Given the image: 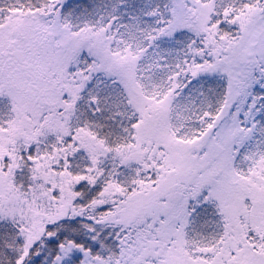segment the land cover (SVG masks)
Returning a JSON list of instances; mask_svg holds the SVG:
<instances>
[{
	"label": "snow or ice",
	"instance_id": "snow-or-ice-1",
	"mask_svg": "<svg viewBox=\"0 0 264 264\" xmlns=\"http://www.w3.org/2000/svg\"><path fill=\"white\" fill-rule=\"evenodd\" d=\"M0 264H264V0H0Z\"/></svg>",
	"mask_w": 264,
	"mask_h": 264
}]
</instances>
